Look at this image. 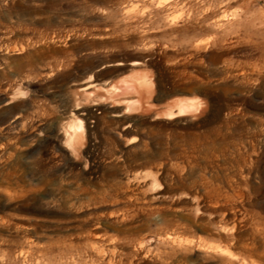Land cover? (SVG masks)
<instances>
[{
    "label": "rangeland",
    "instance_id": "374dc122",
    "mask_svg": "<svg viewBox=\"0 0 264 264\" xmlns=\"http://www.w3.org/2000/svg\"><path fill=\"white\" fill-rule=\"evenodd\" d=\"M105 61L145 66L153 112L205 93L209 117L97 112L67 163L59 95ZM0 264H264V0H0Z\"/></svg>",
    "mask_w": 264,
    "mask_h": 264
},
{
    "label": "bare ground",
    "instance_id": "6f19581e",
    "mask_svg": "<svg viewBox=\"0 0 264 264\" xmlns=\"http://www.w3.org/2000/svg\"><path fill=\"white\" fill-rule=\"evenodd\" d=\"M109 69L129 74L112 82L109 88L105 84L106 89H102V73ZM140 69H145V66L139 62L127 65L120 61L100 62L86 70L87 77L60 93L59 100L68 121L62 122L59 117L52 119L47 129V143L61 152L67 163L80 166L85 171L89 169L90 119L97 112L113 117L124 116L129 122L149 115L150 120H162L175 126H198L209 117L211 111L204 105L212 101L211 97L203 93L201 98L193 95V91L189 92L193 97L173 98L153 112L154 104H150V100L155 90L154 77ZM175 93H169L167 97ZM158 99L156 96L155 100Z\"/></svg>",
    "mask_w": 264,
    "mask_h": 264
}]
</instances>
